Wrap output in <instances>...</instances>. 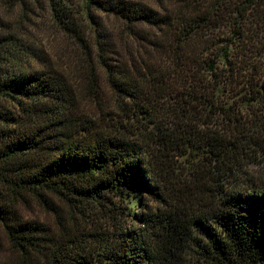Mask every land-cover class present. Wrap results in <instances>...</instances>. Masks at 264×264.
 <instances>
[{"label": "trees", "instance_id": "16d2710c", "mask_svg": "<svg viewBox=\"0 0 264 264\" xmlns=\"http://www.w3.org/2000/svg\"><path fill=\"white\" fill-rule=\"evenodd\" d=\"M0 227L19 264H264V0H0Z\"/></svg>", "mask_w": 264, "mask_h": 264}, {"label": "rangeland", "instance_id": "374dc122", "mask_svg": "<svg viewBox=\"0 0 264 264\" xmlns=\"http://www.w3.org/2000/svg\"><path fill=\"white\" fill-rule=\"evenodd\" d=\"M37 26H39L41 30L40 32L36 30L34 33L35 35L33 34V38L39 40L46 52L53 59L54 63L69 70L68 64H71V59H73V61L75 60V56L73 54L69 55L71 45L69 46V44L64 41V35L62 36L58 28H56L50 21L42 20L40 23H37ZM67 56H69V58H67ZM73 61L72 68L75 69L77 64L73 63ZM74 78L79 81V83H83L78 77ZM20 211L22 215L31 219H38L41 221H47L50 219V215L46 213L41 206L32 201L29 204L21 206ZM20 261L21 257L12 250L7 236L0 227V264H19Z\"/></svg>", "mask_w": 264, "mask_h": 264}]
</instances>
